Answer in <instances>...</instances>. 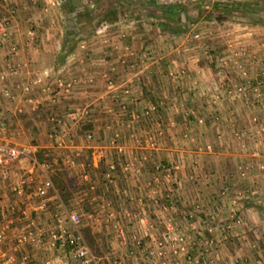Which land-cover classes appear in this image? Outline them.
<instances>
[{"label":"crops","instance_id":"obj_1","mask_svg":"<svg viewBox=\"0 0 264 264\" xmlns=\"http://www.w3.org/2000/svg\"><path fill=\"white\" fill-rule=\"evenodd\" d=\"M53 1L0 0V19L8 10H17L9 27V40L0 44V72L21 66L19 78L10 79L17 98L14 104L6 103L3 112L12 118L13 130L24 146L52 155L56 145L48 133L53 123L70 110L87 108L85 120L90 129L85 131L83 122L71 125L67 129L68 145L56 150L62 156H76L83 168L79 165L67 170L58 162L56 171L76 182L71 207L93 219L85 220L84 225L89 227L94 242L107 248L105 242L112 224L106 221L107 214L121 218L124 209L120 206L126 203L128 212L143 213L145 218L151 215L162 230L168 220L178 224L188 242H202L207 229L213 228L215 244L204 250V264H264V171L257 166L264 160V147L258 148V159L254 149L246 147V134L252 131L251 117L258 113V107H264V88L259 90L258 103L226 98L213 104L207 90L223 78H214L210 68L204 66L201 51L187 45L181 48L185 41L178 35L179 45L178 41L175 47L166 44L171 50L162 44L160 36L152 38L144 32L147 36L135 35L132 42L123 36L122 41L110 38L111 42L106 43V36H97L86 40L85 50L70 44L67 50L57 52L51 43L62 31L63 22L58 9L52 6ZM189 5L178 8L179 11L183 7V21H168L196 28L211 24L189 14ZM45 7L53 12L52 16L48 15L49 10L45 13ZM167 7L172 9L173 5ZM31 22L36 25V36L28 41L25 31ZM2 25L0 21V28ZM107 25L111 32L110 27L115 24ZM238 25L234 31L239 37H246L245 30ZM147 43L153 44L154 55L141 65L135 61L137 67L130 69L129 63L145 51ZM8 44L16 46V55L10 53ZM251 69L249 75L254 77L256 68ZM234 70L228 76L242 80ZM170 71H181L182 75L172 77ZM32 77H40L41 86H52L54 100L36 88L30 94L33 102H25L22 92L16 89V81ZM58 77L64 84H71L69 89H56ZM125 89H130V96H125ZM120 103L126 106L124 112ZM18 105L20 112L15 111ZM258 116L259 124L264 126V112ZM86 132L93 133L89 142L85 140ZM208 145L210 148L206 149ZM116 147L123 148L122 162L135 161L133 170L108 171V166L119 160ZM176 161L181 165L177 181L159 189L154 165ZM82 169L88 172L93 191L86 190L88 184L80 178ZM242 170L247 174L244 178L239 176ZM58 195L61 199L59 192ZM103 223L106 227L102 226V230L99 227ZM112 226L115 229L116 223ZM146 231L141 225L140 234ZM111 238L112 234L113 257L122 258L126 248ZM145 244L148 245L146 240ZM133 261L141 262L139 258Z\"/></svg>","mask_w":264,"mask_h":264},{"label":"built area","instance_id":"obj_2","mask_svg":"<svg viewBox=\"0 0 264 264\" xmlns=\"http://www.w3.org/2000/svg\"><path fill=\"white\" fill-rule=\"evenodd\" d=\"M60 5L61 0L53 1L52 6L58 9V12H60ZM48 10L45 7V13H48ZM15 15L16 9L13 8L9 10L7 17H2L3 21L0 20L3 23L0 28V44L8 42V24H11ZM182 33H185V30ZM35 36L36 25L31 22L25 31V37L28 41H32ZM191 37L200 40L201 36L193 34ZM8 46L10 53L16 55L18 51L16 46L14 44H8ZM152 55V51L142 52L134 62L129 64V68L135 69L137 67L135 61L143 64L145 61L150 60ZM19 67L21 66H11L7 72H0V264H99V260L92 254L81 232L82 215L78 211L67 209L60 199L50 175L53 171V165H58V162L67 170H73L75 167L82 165L78 163L76 156L67 154L62 156L56 150H61L68 145L66 141L67 129L71 125L84 122L88 110L87 108H75L57 118L48 133L49 138L56 145V150L52 154L53 163L46 160L39 161L35 147H26L17 140L18 136L15 134L11 123L12 118L6 116L3 112L4 105L6 103L14 104L17 98L10 79L19 78ZM222 73V69L214 70V75L217 77H220ZM169 74L172 77L175 75L173 71ZM242 74L245 75L246 72L243 71ZM48 76L46 75L47 78ZM250 79L254 82L247 80L242 84H223L222 86L212 83L207 90L211 102L218 104L224 96L233 100L256 102L259 97V88L264 87V67ZM16 82V89L22 92L24 100L28 104L33 102L30 94L36 88L40 91V94L54 100L52 98V86L48 83L41 86L40 77H32L23 82ZM55 84L58 90L69 89L71 86L70 83L64 84L59 77L56 79ZM129 90H124L125 96H130ZM119 106L122 112L126 110L124 104L120 103ZM15 111H21L19 105ZM147 111H149V108ZM253 120H257L256 116L253 117ZM199 122H202V119ZM261 130L260 133L248 132L247 144L250 142L251 147H257L258 144L263 143L261 138L264 137V128H261ZM92 139L93 133L87 132L85 140L89 142ZM209 148V145L206 146V149ZM116 151L119 160L117 163H111L108 166V171L116 173L118 168H121V172L133 170L135 161L122 162L123 148L116 147ZM253 154L257 156L259 154L258 149H254ZM81 167L83 168V165ZM258 167L264 170V164H259ZM180 168L181 165L177 162L155 164L153 167L156 174L154 179L158 183L159 189L165 187L168 183H175L177 181L176 174ZM82 170L80 178L85 184H88L86 190L93 191L94 187L90 184L88 172ZM244 175L243 171L239 173L240 177ZM122 195L126 196L127 194L122 193ZM123 209L121 218L115 217L111 212L106 217V221L111 219L119 221L116 222L115 226L116 240L118 244L126 248L122 258H115L111 264H133L135 262L133 260L138 258L141 261L140 264L145 262L149 264H173L171 259L175 260L174 256L179 254H182L183 258L175 261V264H204L202 261L204 250H208L215 244L214 230L211 227L207 229V235L202 242L198 241L197 244L191 241L187 244L180 242L183 241L182 234L179 231L176 232L175 228L172 230V227L169 226L172 233L176 235V240L180 242L178 245L158 242L150 248L145 247L141 232L135 229L134 233H128L125 226L127 224H122L124 221H129L128 223L132 225L135 222L148 225L145 215L139 212L130 213L126 210L127 207ZM120 222L121 224H119ZM169 224H172V222H169ZM144 235H146V232ZM167 250L170 252H167Z\"/></svg>","mask_w":264,"mask_h":264},{"label":"rangeland","instance_id":"obj_3","mask_svg":"<svg viewBox=\"0 0 264 264\" xmlns=\"http://www.w3.org/2000/svg\"><path fill=\"white\" fill-rule=\"evenodd\" d=\"M169 1L170 0H61V5H60L61 10H60L59 19L62 20L63 22V24L60 26L62 27V31H60L61 34L58 33L54 36L53 38L54 41H52L51 43V45L54 47L52 49L57 50V52H60V50H67L68 45L71 44L72 47L78 46L79 48H81V46H83V48L81 49L85 50L87 49L85 45L86 40H89L92 37L106 36L104 40L106 41V43L109 40L108 41L109 43L111 42L110 38L113 39L117 38L122 41L123 36L124 37L127 36L129 40H131L130 42H132L133 39H135L134 37L135 35L139 36L141 34H142L141 36L143 35L147 36L146 34L152 35V38L158 35L160 36L159 38L162 39V44L165 45L172 44V46H174L175 43L178 40H180L179 38H177L180 36L181 40L185 41V44L182 45L181 48L187 45V47H190L196 52L201 51L204 55L203 57H205L204 60L206 64L204 66L208 67V69L210 68L212 74H214V70L222 69L223 73L220 77L214 75L215 76L214 78L220 80H222L223 78V80L219 81V83H216V85L222 86L223 84L231 85L234 83L242 84L245 83L247 80L250 82H254L250 79V77L253 78V76L249 75V71L252 70L251 68H256L255 74H257L258 71L264 67V9L254 11V7L255 6H257L258 8H261V6L263 7L264 0H188L190 3L188 9L189 14H191L194 18L202 17L203 20L211 22L209 26L207 25L206 27H201V28L200 27L196 28L194 25H189V24L180 25L179 23L177 24L172 21H168L170 20V18H168L169 12L166 9L167 5L170 4L173 6L174 5L187 6V4H189L182 0H172L170 2ZM178 1L180 2L178 3ZM201 3L202 4L204 3L205 6L202 7ZM205 3L208 5L206 6ZM224 3H235L236 5L232 9H229L228 7L220 6L221 4ZM243 6L246 7L247 10L246 12L243 11L244 8ZM52 13L53 12L49 10L48 15L52 16L53 15ZM8 15H9V10L8 12H5V14L3 13L4 17H7ZM3 16H1L0 19L1 21H3L2 20ZM239 22H240L239 25H241L240 27L245 30L246 37L243 36L239 37L236 34V31H234L236 30L235 28ZM236 23L237 25H235ZM64 24H67V26ZM107 24H115L112 27H110L111 32L108 31L109 25ZM11 25L12 24H8L9 27ZM63 25L64 27H68L66 31H63L64 28ZM183 30H185V33H182ZM144 32H146V34ZM186 33H188L189 35L188 34L186 35ZM193 34L200 35L201 36L200 40L193 39L191 37ZM176 35L178 36L176 37ZM251 42H254V45H251L250 44ZM179 44L180 41H178V45ZM152 47H154L153 44L147 43L143 50H145L146 53L152 51V54L154 55L153 53L154 49ZM165 47L170 48L167 45ZM167 48H163V51L169 50ZM186 50L189 51V48H187ZM233 68L235 69L234 71H236L235 73L238 75V77L242 78V80L240 79V81H237L229 77L231 75L230 70ZM243 71L246 72L245 75L242 74ZM173 73L175 74L174 76L176 77L182 75L181 71L179 72L173 71ZM259 90L258 93H260ZM225 97L226 96H224L223 99H226ZM227 99H231V98H227ZM234 100L239 101L236 99ZM257 112L259 114H262L264 112V107H258ZM258 113L257 114L255 113L256 118L259 117ZM253 117L254 116L251 117V123H250V126L252 125L251 127L252 132L255 133H260V131L262 132L261 128H264V126L259 124L261 122L258 121V119L254 121ZM22 119L25 118L23 117ZM22 121L25 122L26 120H22ZM246 135L248 136V133ZM261 139L262 141H264L263 138ZM17 140L22 144V140L20 139ZM246 146L249 149L251 147L250 142ZM262 146L264 147V142L258 144L257 147L254 146L252 148L254 149L259 148L260 150H262L261 149ZM41 154H42L41 157L43 159L53 163L52 155H50L47 152L45 153V151L44 152L42 151ZM260 154L261 153L255 156V158L257 159L260 158L261 157ZM176 162L179 163V161ZM259 164H264V160L258 162V165ZM57 168L58 165L54 164L52 172L54 173L57 172L56 171ZM258 170L261 172L264 171L259 169V167ZM242 171L245 175L241 178H244L247 174L244 170ZM239 173H241V171ZM64 180L69 181L74 179L72 177H68L65 175ZM76 189L77 188H75L74 190L72 189L70 196L71 200L69 201V203H67L66 201L64 203L67 209H69V211H73L71 210L70 207ZM85 207H86L85 204H83V208H84L83 211H85ZM120 207L123 209L124 207H127V204L125 203V205H122ZM165 208L167 209L168 207L166 206ZM85 213H82L81 216V223H82L81 232L88 246L90 247L92 254L99 260V264H111L112 261L115 259L113 257V252L111 253V247H110L111 234L113 240L117 241L115 229L114 226L112 225L113 223L119 221H116L115 219L110 220L112 222L109 230L110 235L107 237V242H105L107 248H105L104 246L99 247L98 246L99 244L95 243L96 241L94 242V238L90 232L89 227L84 225L85 220L88 221L93 220L87 217ZM146 220L148 221V225L139 224V223L138 225H132L131 223H128L129 221L123 222V224H127L126 227L128 233L133 231L134 228L135 229L140 228L139 230L140 232L141 225L143 226V230H148L146 231V235L141 234V236L144 238L143 240L144 243L145 240L148 243V245L145 244V247L147 246L150 248L154 246V244H157L158 242H162L164 244H169V245L171 244L178 245L180 242L189 244L191 242V241L188 242L189 240H187L182 234L181 232L182 227H180L178 224L177 225L174 224L173 222L172 224H169V222H171L170 220L164 223L165 226L164 230L159 228L160 224L159 227L157 224H155L151 215L149 217H146ZM100 222L105 223V220L103 221L100 220ZM104 223L99 227L102 230H103L102 226L106 224ZM169 226L172 227V230L173 228H175L176 232L179 231L182 234L183 241L178 242L176 240L177 237L174 233H172L171 228ZM161 232L162 235L159 236L158 233ZM96 233H98V231ZM99 233H103V232H99ZM108 248H110V250ZM103 252L106 253L105 254L106 256L103 254ZM167 252L170 251L167 250ZM174 257L175 260L171 259L173 264H175V261L182 260L183 255L179 254ZM144 264H149V263L145 262Z\"/></svg>","mask_w":264,"mask_h":264},{"label":"trees","instance_id":"obj_4","mask_svg":"<svg viewBox=\"0 0 264 264\" xmlns=\"http://www.w3.org/2000/svg\"><path fill=\"white\" fill-rule=\"evenodd\" d=\"M202 4V3H201ZM206 4V3H205ZM208 4H206L207 6ZM217 5V4H216ZM235 3H224V4H221L220 6H225V7H228L229 9H232L233 7H235ZM181 5H174L173 6V10L172 9H169L168 7H166V9L168 10V18L172 19V20H176V21H183L182 18H183V14L184 12L182 11V8L181 10L178 11V8L180 7ZM205 6L204 3L202 4V7ZM243 11H247L246 10V7L243 6ZM260 9H264V5L263 7L261 6V8H258L257 6L254 7V11H258ZM82 128L85 130V131H88L90 129V125L88 123V121H84L83 122V125H82ZM41 152L39 151L37 153V159L39 161H43L45 159H43L41 157ZM57 175V176H56ZM52 180H53V183L55 185V187L57 188L60 196H61V199L63 200V202L65 203V201L67 203H69V201L71 200V191L72 189L74 190L75 188H77V185H76V182L74 180H69V181H66L64 180V177H61L59 175V173L55 172L54 174H52ZM71 210H72V207H70ZM83 231V229H82ZM91 241V240H90ZM91 245V244H90ZM92 247V246H91Z\"/></svg>","mask_w":264,"mask_h":264}]
</instances>
